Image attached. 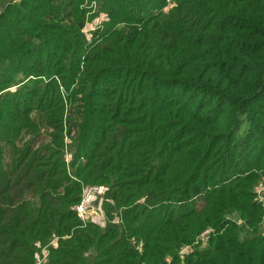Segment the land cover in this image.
<instances>
[{
	"label": "trees",
	"instance_id": "obj_1",
	"mask_svg": "<svg viewBox=\"0 0 264 264\" xmlns=\"http://www.w3.org/2000/svg\"><path fill=\"white\" fill-rule=\"evenodd\" d=\"M2 6L0 264H264V0Z\"/></svg>",
	"mask_w": 264,
	"mask_h": 264
},
{
	"label": "built area",
	"instance_id": "obj_2",
	"mask_svg": "<svg viewBox=\"0 0 264 264\" xmlns=\"http://www.w3.org/2000/svg\"><path fill=\"white\" fill-rule=\"evenodd\" d=\"M104 189L105 188L103 186H100L97 184L82 186L80 201L74 206V209L76 210L78 217L82 221L87 219L86 212H87L88 207L92 208V206L89 204V202L92 200L91 198L92 197L94 198L97 195H102L104 192ZM256 199L261 202L264 201V178L260 186L257 188ZM209 231L210 229H205L204 231H202L200 234V239L205 240Z\"/></svg>",
	"mask_w": 264,
	"mask_h": 264
},
{
	"label": "rangeland",
	"instance_id": "obj_3",
	"mask_svg": "<svg viewBox=\"0 0 264 264\" xmlns=\"http://www.w3.org/2000/svg\"><path fill=\"white\" fill-rule=\"evenodd\" d=\"M1 1L2 0H0V11L1 10H3V8H4V6H2L1 7ZM94 7H96V5L94 4L93 5ZM106 20V16L102 13V14H99V15H97V16H95L94 18H92V19H90L89 21H87L86 22V25H85V27H84V29H83V31H84V33L86 34V36H87V38H90L91 37V32L93 31V30H95L98 26H101L102 27V25H103V22ZM28 85H31V83H29ZM15 89V87L14 86H12L11 88H10V90H14ZM40 115L42 116V119L43 120H45V116H46V112L44 111V110H42L41 112H40ZM65 117V116H64ZM64 130V129H63ZM51 132H53V129H51L50 130V133ZM45 139H47V138H45ZM67 141V140H66ZM65 160L66 159H68V161L70 160V155H69V153L68 152H65ZM92 199V200H91ZM90 200V202H89V204L92 206V208H90V207H88V209H87V212H86V216H87V219H91V220H93V221H96V222H99V221H102V218H103V215H102V213L100 214V216H99V218H98V216L96 215V211H94L93 210V207H94V204L97 202V200L96 201H94L93 200V197L91 198ZM54 242V240L51 242V243H53ZM203 244H205V242H203ZM201 246H203L202 244H200ZM200 246V247H201ZM206 246V245H205ZM47 247V246H46ZM46 247H44L43 249H42V254H43V256H44V254H48V251H47V249H46ZM204 247V246H203ZM191 249H193V246L192 245H189V246H185V247H183V249L181 250V253H185V252H187V251H190Z\"/></svg>",
	"mask_w": 264,
	"mask_h": 264
},
{
	"label": "crops",
	"instance_id": "obj_4",
	"mask_svg": "<svg viewBox=\"0 0 264 264\" xmlns=\"http://www.w3.org/2000/svg\"><path fill=\"white\" fill-rule=\"evenodd\" d=\"M100 196L101 195H97L96 197L93 198L94 201L97 200V202L94 204V207H93L94 209L93 210L97 212L96 215L98 216V218H99V216L101 214V209H100L101 197Z\"/></svg>",
	"mask_w": 264,
	"mask_h": 264
}]
</instances>
